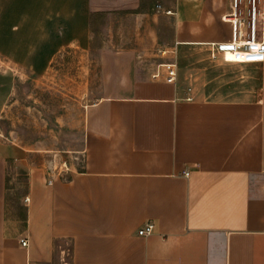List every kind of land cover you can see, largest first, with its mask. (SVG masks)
<instances>
[{
  "label": "crops",
  "instance_id": "crops-1",
  "mask_svg": "<svg viewBox=\"0 0 264 264\" xmlns=\"http://www.w3.org/2000/svg\"><path fill=\"white\" fill-rule=\"evenodd\" d=\"M231 6L0 0V120L11 68L38 58L40 78L88 74L66 84L87 99L77 149L33 163L32 150L0 132V264H264V55L212 57L231 41ZM164 49L175 51L176 84L151 77ZM75 154L79 163L48 185L49 166ZM10 164L26 174L19 217L10 216ZM149 222L154 233L139 236Z\"/></svg>",
  "mask_w": 264,
  "mask_h": 264
},
{
  "label": "rangeland",
  "instance_id": "rangeland-1",
  "mask_svg": "<svg viewBox=\"0 0 264 264\" xmlns=\"http://www.w3.org/2000/svg\"><path fill=\"white\" fill-rule=\"evenodd\" d=\"M113 18L114 16L96 20V32L104 33L110 23L113 25ZM34 62L35 68H11L15 90L6 117L0 120V132L4 140L32 150L29 158L33 163H38L51 157L49 150H73L80 146L84 103L87 99L77 96L78 91L75 92L76 95L70 93L66 87L67 82H72L71 78L79 81L82 86L84 70H58L52 76L48 74L45 78H40L38 58ZM81 62L82 60L69 59L67 63L81 66ZM92 65H96L95 59L92 60ZM92 72L94 78H97L99 70ZM141 72L146 73L147 70ZM188 94V98L196 97L192 88L188 89ZM25 175L22 169H16L10 164V207L13 209L11 217L22 215L20 202L26 191ZM67 247L70 249L69 245ZM68 259L71 260V254Z\"/></svg>",
  "mask_w": 264,
  "mask_h": 264
},
{
  "label": "built area",
  "instance_id": "built-area-1",
  "mask_svg": "<svg viewBox=\"0 0 264 264\" xmlns=\"http://www.w3.org/2000/svg\"><path fill=\"white\" fill-rule=\"evenodd\" d=\"M262 5H264V0H232L231 12L228 15L232 27V38L229 42L213 46V58H217L218 54L223 52H242L249 57L264 55V32H260V23L262 20L264 21ZM159 54L163 61L158 64L157 69L151 75L152 79L167 84H176L179 70L174 59L175 51L164 49L160 50ZM72 154V152L69 153V155ZM80 160L75 154L70 159H64L60 167L49 166L48 185L63 178L64 174L70 172L73 165H77ZM185 176L189 177L190 172L186 171ZM154 230L155 224L149 222L139 230L138 234L139 236H148L153 234ZM21 243L24 247L28 246L27 239H22Z\"/></svg>",
  "mask_w": 264,
  "mask_h": 264
}]
</instances>
